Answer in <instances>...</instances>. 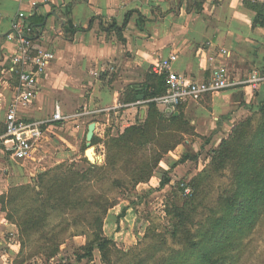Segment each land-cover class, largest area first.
I'll return each instance as SVG.
<instances>
[{"label": "crops", "instance_id": "0c3cea01", "mask_svg": "<svg viewBox=\"0 0 264 264\" xmlns=\"http://www.w3.org/2000/svg\"><path fill=\"white\" fill-rule=\"evenodd\" d=\"M34 13L44 18L30 38L31 50L44 48L55 56L38 79L37 96L18 113L27 121H40L44 136L31 158L17 159L7 149L2 121L18 85L10 61L18 46L13 24ZM127 13L121 34L106 29L113 22L122 25ZM255 14L245 0H0V195L15 179L29 183L53 160L63 159L64 152L77 153L82 138L86 150L90 122L95 124L97 141L91 145L96 154L104 152L107 136L143 121L148 100L139 93L134 101L132 97L144 84L148 90L164 89V75L151 68L171 54L176 56L171 70L193 79L210 77L220 48L229 52L225 61L236 79L253 69L264 75V27L254 23ZM67 20L76 29L73 33L66 30ZM263 100L264 82L257 88L244 85L184 103L177 115L189 122L194 135L216 139L218 145L244 119V109L258 110ZM56 105L64 119L51 118ZM161 167L148 181L159 182L167 169ZM20 247L17 227L0 207V264H12Z\"/></svg>", "mask_w": 264, "mask_h": 264}, {"label": "trees", "instance_id": "16d2710c", "mask_svg": "<svg viewBox=\"0 0 264 264\" xmlns=\"http://www.w3.org/2000/svg\"><path fill=\"white\" fill-rule=\"evenodd\" d=\"M245 3L256 13L254 23L264 27V4L257 0H245ZM129 15L130 13L125 15L122 25L118 26L113 22L106 29H114L121 34ZM43 18L34 13L24 21L26 37L32 38L38 34L43 27ZM138 19H142L141 14H138ZM66 30L70 33L76 30L70 20L66 21ZM148 87L147 84L142 85V89L132 97L134 101L139 93L148 100L146 118L124 127L117 136H107L104 139V160L101 165L88 163L84 158L88 168L82 170L76 169L73 162H63L52 169L38 171L31 182L11 186L0 195V207L5 212V218L17 227L20 252L24 244L31 240L30 237L38 234L40 253L49 258L54 256L60 243V231L45 229L50 225L51 218L64 215L71 218V221L67 220L70 218L66 219L73 230L71 236H85V243L79 246L81 251L76 254L78 260L90 258L93 250L97 249L104 264H116L112 258L114 251L130 256L126 264H177L168 254L161 253L151 258L148 253H135L134 248L125 252L113 249L114 241L103 233L105 215L117 204V198L110 193L112 189L122 188L131 192L139 183L148 182L163 156L179 143H167L160 140V136L168 130L165 122L181 123L184 121L182 114L164 117L155 102L149 100L161 94L164 89L155 91L153 87L148 90ZM258 113L261 121L256 126H252L250 118L239 121L211 149L207 167L187 183L192 188L190 198L182 200L175 193L174 200L167 205L166 213L173 218V227L167 232L171 238L183 244L182 248L186 250L185 258L179 264H234L239 260V253L234 254L232 250H227L225 256L219 254L214 257L217 248L200 246L192 229L194 218L202 205L201 194L206 181L223 168L237 162L238 184L231 195L226 196L233 217L227 228H224L231 232L229 237L232 235L233 243L252 232L264 220V100L258 105ZM96 141V138L92 139V143ZM186 160L187 156L184 154L170 163L168 170L160 176L159 188L170 183L169 170ZM95 169L98 177L102 175L97 179L99 183L103 180L110 183L104 192L88 194L87 190L96 182L92 178ZM110 172H116L119 176L110 179ZM178 189L183 192V187L177 186V191ZM255 189L258 190L257 194ZM125 210L124 207L119 218L124 215ZM144 236L159 240L161 235L149 226Z\"/></svg>", "mask_w": 264, "mask_h": 264}, {"label": "rangeland", "instance_id": "374dc122", "mask_svg": "<svg viewBox=\"0 0 264 264\" xmlns=\"http://www.w3.org/2000/svg\"><path fill=\"white\" fill-rule=\"evenodd\" d=\"M244 110L245 113L241 118H250L252 126H256L261 121L258 110L251 111L246 108ZM165 123L168 130L161 134L160 140H165L167 143L179 141V143L163 156L158 167L162 168L161 166H164L168 170L169 166L166 162L170 164L172 160H178L183 154H186L187 160L179 164V168L174 169L173 167L169 170L171 181L164 187L159 188L158 180L156 181L153 178L146 185L138 184L131 192L122 188L112 189L110 193L117 198V204L110 208L105 215L103 233L114 240L113 249L125 252L134 248L135 253H148L151 258H155L161 253L168 254L171 256L172 261L174 260L175 263L179 264L184 260L186 250L182 248L183 244L171 238L167 232L173 227V218L171 215H167L166 208L174 200L175 193L182 200L190 198L192 188L187 183L193 176H196L207 167L210 151L217 146L216 142L218 141L213 138L194 135L187 121ZM157 139L159 140V137ZM84 142L83 138L82 143L79 141L80 147L77 153L64 152L63 159L53 160L43 171L52 169L63 162L67 164L73 162L76 169L82 170L88 168V163L101 165L104 160V152H97V158L92 163L84 155ZM84 158L88 160V163L83 160ZM237 170L238 166L235 162L206 181L201 194L202 205L199 208V214L194 218L195 224L192 225V229L200 246L217 248L214 257L219 254L225 256L227 250H232L234 254L239 253V260L234 264H264V220L252 232L242 236L241 240L234 243L232 235L229 237L231 232L224 229L231 223L233 217V211L229 208L226 198L237 187V180L239 179L236 175ZM6 174L5 172L4 175ZM101 176H97V169H95L92 178L96 182H91L92 186L87 190L88 194L91 192H104L109 186V181L104 182L103 180L101 183L97 181ZM108 176L111 179L118 177L119 174L110 172ZM154 177H157V175H154ZM21 181L22 179L18 178L14 182H10L8 189L11 185L14 186L16 182L18 184ZM177 186L179 188L187 187L189 193L182 192L179 189L177 191ZM254 191L256 194L258 193L257 189ZM124 207L126 208L124 215L119 218L118 215ZM67 218H70V216L53 217L50 220V225L45 229H52L54 232L60 231L58 235L60 243L54 256L49 258L40 253L41 249L38 247L40 241L37 240L38 234H33L30 237L31 240L24 244L22 251L12 264H104L97 249L93 250L90 258H82L81 260L76 258V254L81 251L79 246L85 243V236H71L73 230L69 225L70 223H67ZM67 220L71 221V218ZM149 226H152L156 233H160L159 240L156 238L152 240L150 237L145 238L144 235ZM64 227L65 229H63ZM80 243L82 244L80 245ZM112 255L116 264H126L130 259V256H124L115 251Z\"/></svg>", "mask_w": 264, "mask_h": 264}, {"label": "built area", "instance_id": "2783aa9c", "mask_svg": "<svg viewBox=\"0 0 264 264\" xmlns=\"http://www.w3.org/2000/svg\"><path fill=\"white\" fill-rule=\"evenodd\" d=\"M18 16L22 18L23 12H19ZM25 27V22L22 21L13 24L18 46L15 52L10 55V61L11 70L17 74L18 85L2 120L5 138L9 143L7 149L17 159L31 158L38 142L44 136L45 130L40 121H27L18 113L37 96L38 79L46 72L55 56L53 51L44 48L33 52L31 40L24 33ZM217 56L219 60L212 67L210 77L201 80L172 71L171 63L176 58L174 54L166 59H161L152 66L151 72L164 75V91L149 100L155 102L158 111L164 117H170L178 111L180 105L198 101L206 94L218 93L244 85L257 88L260 83L264 82V75L255 69L248 76L236 79L225 61L229 57L227 49L220 48ZM51 118L53 120L64 119L59 106H55ZM183 191L189 193L187 187H183Z\"/></svg>", "mask_w": 264, "mask_h": 264}, {"label": "water", "instance_id": "95a60500", "mask_svg": "<svg viewBox=\"0 0 264 264\" xmlns=\"http://www.w3.org/2000/svg\"><path fill=\"white\" fill-rule=\"evenodd\" d=\"M138 98H142V95H140V96H138ZM178 114V111H176V112H174V114L173 115H177ZM94 126H95V124H94V122H90L89 124H88V127H87V132H86V143H87V149L84 151V155H85V157L90 161V162H92V163H94L95 162V160H96V154H95V151H94V157H93V159H90L89 158V156H88V151L90 150V149H94L93 148V146L91 145V141H92V138H93V131H94Z\"/></svg>", "mask_w": 264, "mask_h": 264}, {"label": "bare ground", "instance_id": "6f19581e", "mask_svg": "<svg viewBox=\"0 0 264 264\" xmlns=\"http://www.w3.org/2000/svg\"><path fill=\"white\" fill-rule=\"evenodd\" d=\"M88 156H89L90 159H93V157L95 156V155H94V149H90V150L88 151Z\"/></svg>", "mask_w": 264, "mask_h": 264}]
</instances>
